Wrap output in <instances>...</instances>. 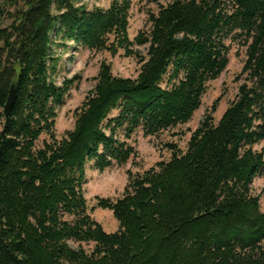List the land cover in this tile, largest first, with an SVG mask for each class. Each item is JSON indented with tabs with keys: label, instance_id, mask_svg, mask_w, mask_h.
Returning <instances> with one entry per match:
<instances>
[{
	"label": "trees",
	"instance_id": "1",
	"mask_svg": "<svg viewBox=\"0 0 264 264\" xmlns=\"http://www.w3.org/2000/svg\"><path fill=\"white\" fill-rule=\"evenodd\" d=\"M131 10V0L107 9L0 0V264H264V212L253 191L264 177L254 149L264 142V0H172L135 41ZM229 38L247 47L235 100L218 123L214 104L185 151L169 145V161L128 173L120 199H97L120 225L107 233L85 197L88 165L124 166L137 155L128 143L137 130L157 137L189 123L229 65ZM69 44L124 51L141 69L122 78L103 62L74 129L59 139V110L81 79L57 83L56 48ZM136 46H148L147 56Z\"/></svg>",
	"mask_w": 264,
	"mask_h": 264
},
{
	"label": "rangeland",
	"instance_id": "2",
	"mask_svg": "<svg viewBox=\"0 0 264 264\" xmlns=\"http://www.w3.org/2000/svg\"><path fill=\"white\" fill-rule=\"evenodd\" d=\"M113 0H78L80 4L107 9ZM131 20L129 36L131 41L150 30V17L157 14L161 6H166L172 0H161L158 4H149L141 0H131ZM227 45L230 47L229 65L222 76L209 83L208 90L203 97L200 109L194 114L192 120L187 124H182L170 129L157 137H146L144 132L137 130L129 144L134 146L137 155L126 165H114L112 168L101 173L94 168V163L88 165L87 184L85 186V197L89 204V210L96 221H98L105 231L114 234L119 231L120 225L110 210L98 209L99 199H120L128 184V173L139 174L156 166L160 162L169 161L172 157L169 145H174L179 151H185L192 134L200 127L209 114L214 104L219 101L217 112L214 114L216 123L220 121L229 105L235 100L239 87L244 83L243 67L246 61L247 47L239 38H229ZM143 57L148 54V46L135 47ZM57 55L61 57L60 71L57 77L58 85L65 79H72L80 76L81 79L70 91L66 105L59 110L56 124V134L59 139L65 137L68 131H72L75 125V111L81 107L89 92L94 89L100 66L103 62L112 66L113 74L122 78L136 79L140 73L141 64L134 58L125 56L124 51H120L116 56L108 52L93 53L82 47L69 44L67 47L56 48ZM48 137H43L39 143ZM254 149L264 155V142L256 145ZM253 191L255 196L260 198L261 209L264 212V177L258 176L254 180ZM74 248L78 244L72 243ZM87 250L93 245H83Z\"/></svg>",
	"mask_w": 264,
	"mask_h": 264
},
{
	"label": "water",
	"instance_id": "3",
	"mask_svg": "<svg viewBox=\"0 0 264 264\" xmlns=\"http://www.w3.org/2000/svg\"><path fill=\"white\" fill-rule=\"evenodd\" d=\"M14 102H15V94H12V96L9 98V101L7 102V105L5 107V114L7 117L10 116L12 108L14 106Z\"/></svg>",
	"mask_w": 264,
	"mask_h": 264
}]
</instances>
